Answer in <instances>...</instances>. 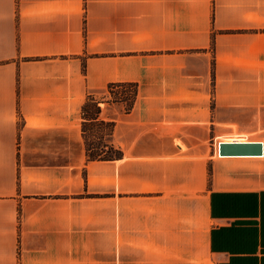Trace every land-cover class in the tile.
Listing matches in <instances>:
<instances>
[{"label":"crops","instance_id":"crops-1","mask_svg":"<svg viewBox=\"0 0 264 264\" xmlns=\"http://www.w3.org/2000/svg\"><path fill=\"white\" fill-rule=\"evenodd\" d=\"M112 84L138 89L99 104L122 156L89 161ZM241 120L264 148V0H0V264H264V169L209 179Z\"/></svg>","mask_w":264,"mask_h":264},{"label":"rangeland","instance_id":"rangeland-1","mask_svg":"<svg viewBox=\"0 0 264 264\" xmlns=\"http://www.w3.org/2000/svg\"><path fill=\"white\" fill-rule=\"evenodd\" d=\"M240 26V25H238ZM246 28L250 27V29H238L235 30L234 33H249V34H258L263 32V24H252L245 25ZM135 96V89L130 87H120L115 88L112 94L109 91H103L98 94L97 99H101V103H109L114 104L112 101L116 98L129 99ZM95 97V99H96ZM100 102V101H99ZM259 121L255 120H241L237 121V125L226 127L224 129H220V134L217 135L219 137L215 138L210 142L209 152L207 154V162H208V171H209V179L211 186H213L214 182L220 181L218 178L224 179L225 183L229 186L233 187H241L242 185L245 187H255L262 185L263 186V159H244V160H225L217 157V146L219 143L226 139H230L233 141H237L238 139H243L249 142H263V132H260ZM94 134V135H93ZM91 140L89 143L93 144V146H104L105 141L109 142V137L107 133H104V137L100 142L98 137L101 134L95 132H90ZM106 135V136H105Z\"/></svg>","mask_w":264,"mask_h":264},{"label":"trees","instance_id":"trees-1","mask_svg":"<svg viewBox=\"0 0 264 264\" xmlns=\"http://www.w3.org/2000/svg\"><path fill=\"white\" fill-rule=\"evenodd\" d=\"M120 87H130L135 89V96L138 93V89L136 86H121V85H110L106 91H109L111 94L114 91L115 88ZM128 100V99H127ZM123 98H115L112 102L113 103H119L122 101H127ZM101 102H98L94 96H91L87 99L84 107H83V134L85 136L86 140V146H87V157L89 161H106V162H112L116 161L117 159L121 158L122 154L118 152L113 145H106V146H93V144L89 143L91 140V137L94 135H90V132L92 133H99L101 134L100 137H98L99 141L101 142L104 133H107V136L109 139L113 135L115 123L114 122H103L98 121L99 115L101 113V109L99 107V104Z\"/></svg>","mask_w":264,"mask_h":264},{"label":"water","instance_id":"water-1","mask_svg":"<svg viewBox=\"0 0 264 264\" xmlns=\"http://www.w3.org/2000/svg\"><path fill=\"white\" fill-rule=\"evenodd\" d=\"M219 154L221 157H263V143H220Z\"/></svg>","mask_w":264,"mask_h":264}]
</instances>
